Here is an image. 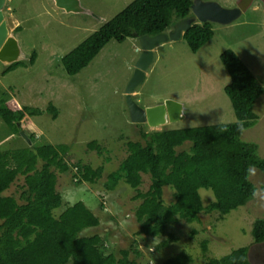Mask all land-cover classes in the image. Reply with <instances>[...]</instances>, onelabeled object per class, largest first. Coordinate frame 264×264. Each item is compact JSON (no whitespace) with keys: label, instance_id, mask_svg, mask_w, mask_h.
Here are the masks:
<instances>
[{"label":"rangeland","instance_id":"obj_1","mask_svg":"<svg viewBox=\"0 0 264 264\" xmlns=\"http://www.w3.org/2000/svg\"><path fill=\"white\" fill-rule=\"evenodd\" d=\"M133 1L80 0L82 7L91 13L68 14L57 8L53 0H6L3 11L7 33H15L26 55L23 60L26 65L33 52L37 53V60L32 66H20L6 75L3 74L6 66L0 63V105L18 109L28 106L39 109L41 114L25 116L19 129L0 119V151L33 147L22 136L23 132L28 138L34 135L38 146L69 145L65 160L70 166L78 162L94 169L103 166V178L93 185L74 182L71 171L57 172V190L64 204L55 215L84 201L100 218V224L83 235L99 234L107 238V253L112 252L117 258H121V250H128L129 258L140 264H162L185 251L192 257L190 264H207L210 259L249 247L252 264H264L260 263L264 261V252L258 250L252 237L254 222L264 218V176L255 167L250 181L260 191L245 206L223 218L214 212L201 213L200 220L194 223L180 220L156 238L137 235L140 223L135 210L141 200L133 199L136 191L125 183H119L113 190H106L102 184L127 156L126 143L142 140V130L150 133L237 122L224 90L231 77L220 57L227 50L235 52L264 87V0H191L190 16L176 20L178 27L167 31L169 41L154 49V60L131 96L143 109L169 99L184 105L183 120L157 128L134 122L127 102L126 88L140 55L137 38L129 37L121 43L110 41L75 76L67 75L62 64L66 54ZM210 2L226 9L238 7L242 15L224 24L211 8H206ZM191 17L196 18V24L209 23L214 32L213 38L197 53L190 50L181 34L183 21ZM18 26L21 31L15 32ZM50 104L58 111L56 119L48 112ZM254 112L258 121L244 131L242 139L256 143L258 154L264 159V94L256 101ZM93 141L102 153L89 148ZM190 145L186 143L177 151L189 150ZM24 184V177L20 176L5 195L19 200ZM150 184L149 175H143L140 190L146 192ZM200 194L205 206L214 200L211 191L201 189ZM164 201L166 204L173 201L170 187L164 189ZM169 236L177 240L157 250L156 246Z\"/></svg>","mask_w":264,"mask_h":264},{"label":"trees","instance_id":"obj_2","mask_svg":"<svg viewBox=\"0 0 264 264\" xmlns=\"http://www.w3.org/2000/svg\"><path fill=\"white\" fill-rule=\"evenodd\" d=\"M191 6V0L133 1L62 58L67 75L79 74L112 40L121 43L129 37L166 33L175 26L176 20L190 16ZM20 31L18 26L15 32ZM213 36L211 25L205 23L193 24L182 38L190 50L197 53ZM220 59L231 77L224 90L237 122L150 133L142 130V140L126 143L127 156L102 183L106 190L125 183L136 191L133 199L141 200L135 210L140 223L138 236H163L170 224L180 220L198 222L201 213L218 212L223 218L254 198L252 193L256 187L247 170L254 166L264 176V159L258 154L259 146L243 140L242 134L258 121L254 106L264 94V87L232 50L225 51ZM36 60L37 53L33 52L27 64L32 66ZM25 65L24 61L14 63L6 67L3 74ZM48 112L53 114V119L57 118L58 111L52 104ZM40 114L39 109L28 106L18 109L0 105V119L17 129L25 116ZM241 122L243 132L239 130ZM29 139L33 147L0 151V264H140L129 258L128 250L120 251L121 258L107 253V238L99 234L83 235L84 231L100 224V218L84 201L67 206L59 216L55 215L64 204L57 190V172L71 171L74 182L93 185L103 178L104 167L94 169L79 162L70 166L65 160L71 149L69 145L38 146L34 135ZM186 143L191 144L189 150L177 151ZM89 148L102 153L96 141L91 142ZM143 175H149L151 180L146 192L140 190ZM20 176L24 177L25 184L19 200L5 195ZM165 187L173 190L170 204L164 201ZM201 189L213 193L214 200L207 206L203 203ZM252 237L254 244L264 242V218L254 222ZM176 240L169 236L156 248L161 250ZM206 244L207 241L203 243L204 248ZM249 252V247H243L221 258L210 259L207 264H252ZM135 253L140 254L137 250ZM192 261L183 251L162 264H190Z\"/></svg>","mask_w":264,"mask_h":264},{"label":"water","instance_id":"obj_3","mask_svg":"<svg viewBox=\"0 0 264 264\" xmlns=\"http://www.w3.org/2000/svg\"><path fill=\"white\" fill-rule=\"evenodd\" d=\"M55 6L64 12L70 14H90L88 10L82 7L80 0H53ZM6 0H0V63L8 67L14 63L23 61L26 59L22 47L15 34L12 32L7 33L4 6ZM206 8H211L215 12L219 19L224 23H232L237 20L242 15V10L238 7L234 9H226L217 3L210 2ZM196 18L191 17L183 21V26L181 34L185 30L190 28L195 23ZM175 24V28H177ZM172 38H175L171 36ZM140 45V55L135 64V71L132 78L128 82L126 88L127 102L129 105L130 115L134 122H144L152 128L161 127L167 125L168 123H176L185 118V107L182 103L175 100H166L164 103L147 107L146 109L140 108L132 100V94L135 93L138 85L143 82L145 78V72L149 68L150 64L154 60V49L167 41H169L170 36L168 33H161L155 36L142 35L138 38ZM19 126V124H18ZM22 136L31 143V140L22 132ZM257 247L264 248V242L256 244ZM249 257L250 253H249ZM251 260V258H250ZM252 262V261H251ZM259 263V261H258ZM260 263H264L260 261Z\"/></svg>","mask_w":264,"mask_h":264},{"label":"clouds","instance_id":"obj_4","mask_svg":"<svg viewBox=\"0 0 264 264\" xmlns=\"http://www.w3.org/2000/svg\"><path fill=\"white\" fill-rule=\"evenodd\" d=\"M166 33H167V32H166ZM14 34H15V33H14ZM239 130H240L241 132L244 131L243 123H242V122H241V124H240V126H239ZM247 171H248V173H249L250 175H254V174H255V168H254V166H249V168H248ZM259 191H260L259 189H255V190L253 191L252 195L255 197Z\"/></svg>","mask_w":264,"mask_h":264},{"label":"flooded vegetation","instance_id":"obj_5","mask_svg":"<svg viewBox=\"0 0 264 264\" xmlns=\"http://www.w3.org/2000/svg\"><path fill=\"white\" fill-rule=\"evenodd\" d=\"M258 248V250L260 249V252H264V249H262V248H260V247H257Z\"/></svg>","mask_w":264,"mask_h":264}]
</instances>
